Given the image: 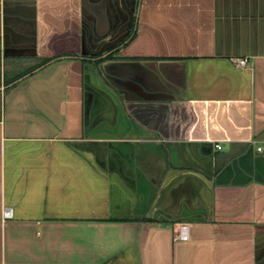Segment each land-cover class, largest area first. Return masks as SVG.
Instances as JSON below:
<instances>
[{
	"label": "crops",
	"instance_id": "obj_1",
	"mask_svg": "<svg viewBox=\"0 0 264 264\" xmlns=\"http://www.w3.org/2000/svg\"><path fill=\"white\" fill-rule=\"evenodd\" d=\"M0 264H264V0H0Z\"/></svg>",
	"mask_w": 264,
	"mask_h": 264
},
{
	"label": "built area",
	"instance_id": "obj_2",
	"mask_svg": "<svg viewBox=\"0 0 264 264\" xmlns=\"http://www.w3.org/2000/svg\"><path fill=\"white\" fill-rule=\"evenodd\" d=\"M238 64L240 65V66H246L247 65V60L246 59H240V60H238ZM216 147L218 148V149H221L222 148V146L219 144V145H216ZM260 150H261V148H260ZM6 216L7 217H11V213L10 212H7L6 213ZM182 232H183V234H182V238H184V239H186L187 238V235H186V232H187V229H186V227H182Z\"/></svg>",
	"mask_w": 264,
	"mask_h": 264
},
{
	"label": "trees",
	"instance_id": "obj_3",
	"mask_svg": "<svg viewBox=\"0 0 264 264\" xmlns=\"http://www.w3.org/2000/svg\"><path fill=\"white\" fill-rule=\"evenodd\" d=\"M109 58H112L111 56Z\"/></svg>",
	"mask_w": 264,
	"mask_h": 264
}]
</instances>
